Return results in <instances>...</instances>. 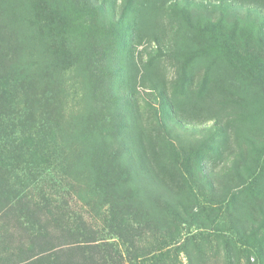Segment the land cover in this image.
Masks as SVG:
<instances>
[{"label": "rangeland", "instance_id": "rangeland-1", "mask_svg": "<svg viewBox=\"0 0 264 264\" xmlns=\"http://www.w3.org/2000/svg\"><path fill=\"white\" fill-rule=\"evenodd\" d=\"M0 264H264V0H0Z\"/></svg>", "mask_w": 264, "mask_h": 264}]
</instances>
